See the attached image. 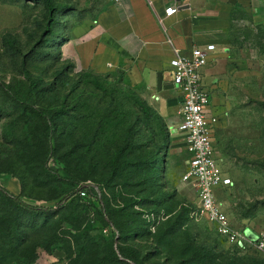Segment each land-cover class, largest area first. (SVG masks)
I'll use <instances>...</instances> for the list:
<instances>
[{
	"label": "rangeland",
	"instance_id": "374dc122",
	"mask_svg": "<svg viewBox=\"0 0 264 264\" xmlns=\"http://www.w3.org/2000/svg\"><path fill=\"white\" fill-rule=\"evenodd\" d=\"M55 1L65 7L44 44L45 5L0 0V186L61 209L24 227L27 246L10 264H88L108 247L128 264H264L197 211L181 181L189 153L167 125L178 118L139 122L141 91L125 71L75 60L73 29L94 17L97 0ZM226 36L214 156L232 183L216 200L233 228L256 235L264 231V0L236 10ZM29 80L35 111L23 102ZM36 110L54 120L51 132Z\"/></svg>",
	"mask_w": 264,
	"mask_h": 264
},
{
	"label": "crops",
	"instance_id": "0c3cea01",
	"mask_svg": "<svg viewBox=\"0 0 264 264\" xmlns=\"http://www.w3.org/2000/svg\"><path fill=\"white\" fill-rule=\"evenodd\" d=\"M261 1L97 0L99 9L94 17L73 29L70 47L83 68L98 73L118 68L125 71L129 84L140 89L142 99L165 122L178 118L167 124L172 126L179 121L181 102L171 81L174 51L189 52L198 45L214 44L203 69V84L220 120L221 108L215 104L220 84L215 72L225 57L218 48L226 45L233 13ZM168 6H175V13L165 15Z\"/></svg>",
	"mask_w": 264,
	"mask_h": 264
},
{
	"label": "built area",
	"instance_id": "2783aa9c",
	"mask_svg": "<svg viewBox=\"0 0 264 264\" xmlns=\"http://www.w3.org/2000/svg\"><path fill=\"white\" fill-rule=\"evenodd\" d=\"M176 10L175 6H168L165 15ZM214 49V44L208 43L192 47L189 52L174 51L170 60L171 81L181 102L179 121L168 129L184 141L189 153L181 181L194 189L197 211L227 243L237 248L248 246L264 256V231L256 233L253 240L244 229L233 228L216 200V191L227 188L232 182L214 156V131L218 127L219 114L213 107L210 91L203 84V69Z\"/></svg>",
	"mask_w": 264,
	"mask_h": 264
},
{
	"label": "trees",
	"instance_id": "16d2710c",
	"mask_svg": "<svg viewBox=\"0 0 264 264\" xmlns=\"http://www.w3.org/2000/svg\"><path fill=\"white\" fill-rule=\"evenodd\" d=\"M41 1L45 7L48 16L47 32L48 34L44 38V44H47L53 35L52 26L57 22L56 15L62 11L65 6L58 4L55 0H31ZM27 75L28 73L25 72ZM27 91L23 95V102L30 108H34L31 104V90L33 88L32 81ZM33 111H35L33 109ZM139 111L142 114L143 120L147 121L152 115L163 121L162 117L153 110L147 103L142 100L140 102ZM36 113L42 117H45L41 110H36ZM48 128L51 132L55 126L54 120L50 117H45ZM148 124V123H147ZM61 212L59 208H50L44 206H37L29 204L23 201L18 195L10 192L6 188L0 186V264H4L8 260L17 256L21 249L26 248V242L28 241V234L25 230L35 229L38 225V221L41 219L43 223L50 222ZM24 223V220H26ZM28 223V224H27ZM30 228V229H24ZM14 260V259H12ZM7 264H10L11 261ZM33 261V256L31 257ZM88 264H128L125 260L120 259L113 251L108 247V250L101 258H94Z\"/></svg>",
	"mask_w": 264,
	"mask_h": 264
},
{
	"label": "water",
	"instance_id": "95a60500",
	"mask_svg": "<svg viewBox=\"0 0 264 264\" xmlns=\"http://www.w3.org/2000/svg\"><path fill=\"white\" fill-rule=\"evenodd\" d=\"M244 231H245L246 235H247L249 238H251V239H253V240L256 238V235L253 234V233H251V231H249V229H245Z\"/></svg>",
	"mask_w": 264,
	"mask_h": 264
}]
</instances>
